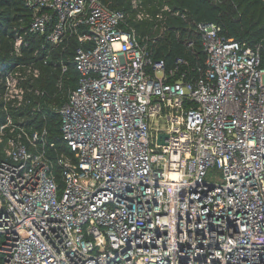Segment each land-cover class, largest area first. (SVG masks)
Wrapping results in <instances>:
<instances>
[{"label": "built area", "instance_id": "obj_1", "mask_svg": "<svg viewBox=\"0 0 264 264\" xmlns=\"http://www.w3.org/2000/svg\"><path fill=\"white\" fill-rule=\"evenodd\" d=\"M20 1L30 24L0 63L2 264H264V38L193 23L204 61L169 67L131 23L180 15L167 2Z\"/></svg>", "mask_w": 264, "mask_h": 264}, {"label": "trees", "instance_id": "obj_2", "mask_svg": "<svg viewBox=\"0 0 264 264\" xmlns=\"http://www.w3.org/2000/svg\"><path fill=\"white\" fill-rule=\"evenodd\" d=\"M111 8L123 9L133 13L131 0H102ZM149 2L153 0H148ZM162 4L167 2L174 11H180V15L174 13L168 15L166 22L149 23L135 22L142 37L152 36L150 46L155 50L158 57L164 58L169 67L173 66L176 56L187 57L191 62H203L204 53L199 34L193 30L194 24L199 22L213 21L223 27V34L227 37H236L248 41L250 44L257 43L264 38V0H233V5L223 6L214 4L211 0H159ZM30 11L26 9L20 0H0V63L9 61L14 48V38L19 32L30 24ZM185 16V17H184ZM194 40L195 46L189 51L186 41ZM27 60V59H26ZM72 73L75 75L72 70ZM59 73L53 66L44 68L41 87L46 88L48 97L56 92V83ZM74 84V76L68 82ZM66 84V90L68 89ZM63 95L57 97L62 101ZM1 105V104H0ZM46 113L47 111L44 110ZM43 115L29 121L39 124L43 122ZM42 117V118H41ZM4 117L0 115V123ZM30 121V122H31ZM51 132V140H54L59 150L63 149V140L59 132L60 118L54 113H48L46 119ZM0 264L2 259L0 256Z\"/></svg>", "mask_w": 264, "mask_h": 264}, {"label": "rangeland", "instance_id": "obj_3", "mask_svg": "<svg viewBox=\"0 0 264 264\" xmlns=\"http://www.w3.org/2000/svg\"><path fill=\"white\" fill-rule=\"evenodd\" d=\"M108 2H111L110 0H107ZM223 6H228L230 8L229 5H233V0H222V3H221Z\"/></svg>", "mask_w": 264, "mask_h": 264}]
</instances>
